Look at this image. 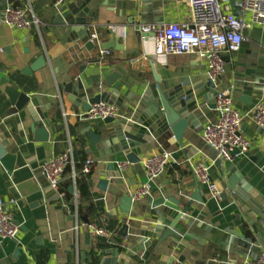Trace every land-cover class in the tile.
<instances>
[{
  "label": "crops",
  "instance_id": "0c3cea01",
  "mask_svg": "<svg viewBox=\"0 0 264 264\" xmlns=\"http://www.w3.org/2000/svg\"><path fill=\"white\" fill-rule=\"evenodd\" d=\"M78 1L71 0L64 5L76 4ZM9 6L25 10L29 16L33 15L38 25L30 30L8 27L4 24L2 15ZM55 8L57 7L54 0H0V75L3 74L1 80L10 79L13 83L11 87H19L21 92L39 97L42 105L53 104L55 107L49 117L54 116L56 123L62 127L61 133L56 137L52 138L50 135L49 142H36L35 135L29 129L31 120L28 113L25 109L18 111L10 104L3 92L9 84H0V126L16 151L15 170L8 175L0 167V199L10 207L14 222L22 229L16 240L0 244V264H91L92 253L97 255L104 246L121 243L125 245L119 236L122 218L118 210V199L99 190V181L102 179L100 173L105 169L107 159H96L93 154L86 153L88 143L81 134L87 127L103 130L102 121L88 122L81 118L85 111L74 108L68 101V95L59 90V85L77 77L87 80L91 76H98L100 82H103L112 73H117L120 76L119 95L125 96L131 89L140 93L147 85L153 83L150 61L156 75L163 80L172 77L175 80L190 78L194 81L200 74L206 78L204 66L194 57H156L152 40H142L133 29L135 25L188 23L190 13L187 0L138 2L137 10L126 12V17L131 16L133 19L131 23L124 17V11L119 10L117 16V8L99 7L96 18L90 24V40L96 35V39L90 41L94 45L90 51L79 40L78 34L74 33L71 37L68 28L52 24ZM109 26L115 28L114 33L110 32ZM114 40H118L117 47L121 50L111 49L107 51L108 56L102 57L101 46ZM262 51L264 52V26L249 31L247 41L240 50L226 56L221 87L234 88L240 81L246 86H253L259 79L261 91L243 92V95L251 97L249 104L240 102V97L233 92L235 108L243 116H247L242 124V134L251 142V147L245 156L228 165L236 170L240 181L264 199V132L249 119L253 107L258 102L264 103ZM41 55L45 56L47 66L27 75L26 68ZM139 82L143 84L139 89H135ZM198 104L200 109L196 116L202 120L198 125V139L195 142L202 146L203 127L215 122L216 115L214 110L208 108L212 102L205 103L200 100ZM124 110V107L118 109L120 117L123 116ZM47 131L49 132V129ZM159 147L170 154L171 161L166 171L155 182L158 193L152 195L153 198L159 194L175 198L182 196L180 208L189 203L187 217H203V223L217 231L218 238L224 234L233 237V246L227 248L206 241L204 245L191 242L192 250H167V245H171V241L167 240L153 251V242L147 251L140 254L139 259L131 260L128 264H169L171 259L179 260L180 257H184L182 264H241L258 256L261 252L259 247L238 238L248 237L247 219L251 218V213L245 204L230 196L225 175L221 170L212 167L208 155L199 152L195 155L198 150L194 145L183 141L181 148L168 135L158 139L156 148L144 152L143 158L157 151ZM67 150H71V154H77L78 163L69 162L65 167L57 190L59 199L52 193L46 196V190L40 181L44 176L42 166ZM78 151L83 153L84 161H97L95 170L87 178L89 200L81 205L101 207L100 215L93 218L90 224L105 229L108 232L107 238L94 237L83 226L86 225L84 220L87 219L79 216L75 219L72 215L74 194H77L75 180L81 176L80 168L84 163L79 160ZM206 152L212 155L210 151ZM196 162L209 164L211 179L222 194H227V201L212 198L206 189L201 192L203 204L189 201L196 186L191 164ZM128 180L133 181V187H130ZM124 181L125 185L119 188L123 193L130 194L142 186V176L131 166L126 168ZM71 186L74 188L73 192L69 190ZM115 187L114 180L110 179L108 190ZM148 198L145 197L134 204L130 218L139 220L147 216Z\"/></svg>",
  "mask_w": 264,
  "mask_h": 264
},
{
  "label": "water",
  "instance_id": "95a60500",
  "mask_svg": "<svg viewBox=\"0 0 264 264\" xmlns=\"http://www.w3.org/2000/svg\"><path fill=\"white\" fill-rule=\"evenodd\" d=\"M141 1L143 0L136 2L130 0H79L76 4L55 8L52 24L68 28L71 37L74 33L78 34L79 40L90 51L94 47L90 42V24L96 18L99 7L117 8L118 10L114 11L117 16H119V10L124 11V17L131 23L133 19L131 16L126 17V12L137 10L138 2ZM245 35L248 36V33ZM117 45L118 40L108 41L104 46H101V50L102 52L111 49L121 50ZM261 54L264 58L263 51ZM46 66L47 60L44 55H41L26 68V74L31 75ZM150 69L153 83L147 85L140 93L131 89L125 96L119 95L120 76L117 73H112L103 82H100L98 76H91L87 80L77 77L59 85V90L68 95V101L76 109L81 108L88 112L92 105L101 101L113 104L117 109L122 107L125 109L122 117L103 120V130L98 131L87 127L81 133L88 143L86 153L93 154L96 159H107L105 169L100 173L102 179L99 181V190L118 199V210L122 218L119 236L125 244L104 246L96 255L97 261L94 264H119L120 262L128 264L131 260L139 259L140 254L147 251L153 242L155 244L152 250L156 251L167 240L171 241V245L166 247L167 250L174 248L192 250L191 242L204 245L206 241L215 245H224L227 248L233 246V237L230 238L224 234L221 236L222 238H218L217 231L203 223V217H187L189 203L180 208L182 196H180L181 198L165 197L162 194L156 198L151 196L146 202L147 216L139 220L129 217L136 202L132 200L129 193H123L119 189L125 185V172H119L117 165L127 163L139 171L142 176L141 185L149 184L152 195L158 193V188L148 183L140 161L144 152L154 150L156 141L168 135L181 148H183V141L194 145L198 150L195 155L198 152L208 155L212 167L221 170L225 175L227 191L230 196L245 204L251 213V218L247 219L248 237L238 238L245 240L250 245H256L261 249L259 254H264V199L246 183L240 181L239 174L232 166L228 163L222 164L213 150L205 144L201 146L195 142L198 139V125L202 120L196 116L200 109L198 102L200 100L205 103L212 102L208 108L214 110L213 99L219 91L224 90V87H221V80H216L213 83L202 74L198 75V79L194 81L190 78L175 80L172 77L163 80L156 75L152 61H150ZM82 73L83 71H81ZM2 75H0V84H9L3 92L12 106H15L18 111L25 109L28 113L31 120L29 129L35 135V141L46 143L49 142L50 135L54 138L60 134L61 125L56 123L57 120L54 116L49 117L55 106L53 104L42 105L39 97L21 92L19 87H11L13 83L10 79L3 81L1 80ZM142 84L139 82L135 89H139ZM261 90L259 79L253 86H246L243 81H240L233 88V92L240 97L239 101L246 105L249 104L251 97L243 95V92L252 93ZM241 130L243 131V128ZM14 132L16 131L14 130ZM8 139L0 126V167L10 175L16 168V151ZM206 151H210L212 155L207 154ZM69 162L78 163V156L75 152H72ZM206 166L211 170L209 164ZM110 179L114 180L116 187L108 190ZM40 181L43 189L46 190L44 192L46 196L52 193L59 199L57 193L48 188L44 176ZM128 183L130 187L134 186L133 181L128 180ZM69 190L73 192L74 188L71 186ZM202 191L204 188L196 182L194 194L189 198V201L203 204ZM221 199L227 201V194L223 193ZM84 223L89 224L86 220ZM14 224L22 230L18 223L14 222ZM238 238L236 237V239ZM179 261L184 263V257H180ZM137 263L139 264V262Z\"/></svg>",
  "mask_w": 264,
  "mask_h": 264
},
{
  "label": "built area",
  "instance_id": "2783aa9c",
  "mask_svg": "<svg viewBox=\"0 0 264 264\" xmlns=\"http://www.w3.org/2000/svg\"><path fill=\"white\" fill-rule=\"evenodd\" d=\"M71 0H54L60 7ZM190 20L186 24L135 25L134 31L142 40L150 38L154 45L156 57L191 56L205 68L206 78L215 83L221 80L225 70L226 56L237 53L247 41L245 33L264 26V0H187ZM2 20L8 27L30 30L38 25L33 15L25 10L7 7ZM114 33L115 28L108 27ZM96 39V35L90 40ZM109 52H102V57ZM216 121L203 127L201 139L204 144L217 154L222 162L232 163L245 156L251 142L242 134L245 120L234 106L233 87L219 91L213 99ZM118 109L106 101L91 106L81 117L85 121L94 122L105 119H117ZM249 119L264 131V103L258 102L252 109ZM71 158V150L52 158L42 166V172L48 188L57 193L65 167ZM170 154L158 148L157 151L142 158L140 165L148 183L155 185L156 180L169 166ZM97 161L87 159L81 165L80 175L89 176L95 170ZM127 163L118 164L119 172H125ZM191 173L199 186L206 189L214 199H220L222 191L217 188L210 175V168L201 162L191 164ZM75 178V177H74ZM75 184V183H74ZM130 196L134 202L151 197L150 185L145 184L134 189ZM78 195L74 194L72 215L78 219ZM87 231L97 238H107L108 232L96 224L83 225ZM20 229L14 224L13 213L0 199V244L18 238ZM169 264H182L178 259H171ZM241 264H264V254L255 259L245 260Z\"/></svg>",
  "mask_w": 264,
  "mask_h": 264
},
{
  "label": "trees",
  "instance_id": "16d2710c",
  "mask_svg": "<svg viewBox=\"0 0 264 264\" xmlns=\"http://www.w3.org/2000/svg\"><path fill=\"white\" fill-rule=\"evenodd\" d=\"M79 155V160L81 161V163H83L84 161V155L81 151L77 152ZM89 176L83 177V176H78L75 180L76 182V188H77V194L79 196L78 199V216L79 218H86L87 222L90 223L92 221L93 218H96L97 216L100 215L101 213V207L98 206H93V205H87L85 207H82V203L85 201L89 200V190H88V183H87V178H89ZM72 210V208H71ZM46 258V257H45ZM44 261V260H43ZM91 264H94L97 260H96V255L95 253H92L91 255Z\"/></svg>",
  "mask_w": 264,
  "mask_h": 264
}]
</instances>
